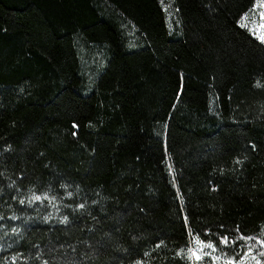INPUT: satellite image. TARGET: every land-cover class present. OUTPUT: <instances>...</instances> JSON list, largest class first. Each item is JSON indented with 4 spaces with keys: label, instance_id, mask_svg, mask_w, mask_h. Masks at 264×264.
I'll return each instance as SVG.
<instances>
[{
    "label": "trees",
    "instance_id": "trees-1",
    "mask_svg": "<svg viewBox=\"0 0 264 264\" xmlns=\"http://www.w3.org/2000/svg\"><path fill=\"white\" fill-rule=\"evenodd\" d=\"M252 3L173 0L168 32L157 0H0V264H189V234L237 257L264 233ZM78 37L106 48L89 81ZM26 189L77 192L54 222Z\"/></svg>",
    "mask_w": 264,
    "mask_h": 264
},
{
    "label": "rangeland",
    "instance_id": "rangeland-1",
    "mask_svg": "<svg viewBox=\"0 0 264 264\" xmlns=\"http://www.w3.org/2000/svg\"><path fill=\"white\" fill-rule=\"evenodd\" d=\"M157 2L163 11L168 32L174 31L175 23L178 24V15L173 0H157ZM262 12H264V0H253L249 9L239 16L237 24L240 26L246 25L242 27L258 39L252 33L253 31H264V29L259 27L261 23H264V19L260 15ZM119 23L126 39L129 42L133 41L135 38V28L126 20L119 19ZM76 50L81 73L89 81L97 73L99 66H101L106 55V48L103 44L86 42L78 37L76 40ZM210 110H214V98L212 95L210 97ZM75 192L77 190H65L63 195H56L50 192L39 193L32 189H26L23 193V199L31 207L30 211L36 218L55 222L64 220V211L73 205L68 197H72ZM35 196H40L41 199L35 200ZM208 244L213 245V247H203ZM201 248H203L202 252L199 251ZM190 249L197 250V255H200L201 259L197 260L195 257L189 259L191 255ZM181 253L189 259V264H228L229 261L232 264H264V233L259 231L250 236L245 242L243 252L237 257L222 253L211 242L203 241L191 234H189L188 243L181 250Z\"/></svg>",
    "mask_w": 264,
    "mask_h": 264
},
{
    "label": "snow or ice",
    "instance_id": "snow-or-ice-1",
    "mask_svg": "<svg viewBox=\"0 0 264 264\" xmlns=\"http://www.w3.org/2000/svg\"><path fill=\"white\" fill-rule=\"evenodd\" d=\"M260 15H261L262 19H264V12H262ZM242 26H246V25H242ZM259 27H260L261 29H264V23H261V25H260ZM250 31H252V30L250 29ZM252 34H253V35H256L257 38L261 41V43H264V31H261V32L253 31ZM34 199H35V200H39V199H41V197H40V196H35ZM224 243H227V240H225ZM203 247L212 248L213 245L208 244V245H204ZM189 251H190V253H191V255L189 256V259H191L192 257H195L197 260H200V259H201V256H200V255H197V250H191V249H190ZM199 251L202 252V251H203V248L199 249ZM217 259H218V258H217ZM228 264H232V262L229 261Z\"/></svg>",
    "mask_w": 264,
    "mask_h": 264
}]
</instances>
